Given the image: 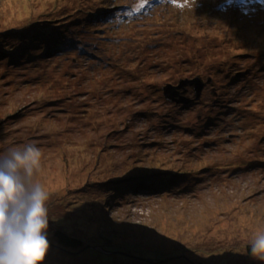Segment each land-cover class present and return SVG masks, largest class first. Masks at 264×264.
<instances>
[{
    "label": "rangeland",
    "instance_id": "374dc122",
    "mask_svg": "<svg viewBox=\"0 0 264 264\" xmlns=\"http://www.w3.org/2000/svg\"><path fill=\"white\" fill-rule=\"evenodd\" d=\"M91 11L105 14L84 25ZM0 20L23 34L0 40L8 52L0 59V152L35 143L36 180L46 191L100 171L133 169L127 181L143 179L115 189L101 213L111 241L97 236L75 256L79 264H154L139 251L168 224L189 236L184 245L197 249L198 264H264L244 256L248 240L264 232V0H0ZM67 24L82 43L48 35ZM31 31L44 37L31 40ZM198 74L212 78L201 100L184 109L168 101L166 83ZM51 84L62 104L80 101L74 118L40 100L52 99ZM187 89L193 97V85ZM18 109L24 117L14 119ZM151 249L155 264L168 258L169 249Z\"/></svg>",
    "mask_w": 264,
    "mask_h": 264
},
{
    "label": "trees",
    "instance_id": "16d2710c",
    "mask_svg": "<svg viewBox=\"0 0 264 264\" xmlns=\"http://www.w3.org/2000/svg\"><path fill=\"white\" fill-rule=\"evenodd\" d=\"M136 4V3H135ZM108 10V9H107ZM105 14L104 11H91L90 13H86L84 17V22L86 25L90 20H95L99 15ZM46 22V21H45ZM53 22V21H49ZM10 26V27H8ZM14 26L6 24L3 25V23L0 20V40L3 41L5 38L9 36H18L21 37L23 34L21 32H17V30H11ZM51 32H47L48 35L56 33V37L60 40H63L65 43H74L79 42L82 43V35L80 36V32L76 30L73 24H67L63 27H51ZM31 40L37 39V38H43L44 36H37V34L32 31L28 35ZM63 42V43H64ZM63 43L60 44L63 48ZM75 44V43H74ZM6 45V44H4ZM51 48H56L53 44H50ZM2 52H5L4 49H0V59H3L4 57H7V53L5 52L2 54ZM23 51H19L18 55L19 57H22ZM48 54H50V58H52V51L48 50ZM7 60L11 61V58H5ZM4 59V60H5ZM3 66L2 70H4V66H6V63L3 61H0V66ZM30 66H35L33 62L30 63ZM13 68V67H12ZM107 71V70H106ZM105 71V72H106ZM108 72V71H107ZM97 73H104L103 70H99ZM22 86H34L36 84V81H33L31 83L29 82H21ZM24 84V85H23ZM52 85V84H51ZM50 85V87H51ZM44 87V83L42 84ZM50 87L48 89H50ZM52 87L55 90V94L52 96V99L47 96V93L44 94V96L40 99L44 103L52 100L56 102L57 104V110H68V116L70 118H74L75 113L81 108L78 104L80 101H75L72 104H62L61 100L63 97H58L62 93L59 92L60 89H58L55 86L52 85ZM188 88V87H187ZM186 88V90H188ZM57 93V94H56ZM199 101V100H198ZM196 101V102H198ZM193 103H190L189 105H179L181 109H184V107H188L192 105ZM22 109L16 110V113H13L14 119L19 118L20 116L24 117V112L21 114ZM27 112V111H26ZM26 114V113H25ZM183 114V113H182ZM30 114L28 113V116ZM58 118H60L59 115H56ZM175 120H179V123H176L177 126L180 129L186 130L184 133H193L192 129L185 124V120L183 119L182 115H174ZM185 116V115H184ZM187 117H190L187 115ZM199 120V117H197ZM189 119L188 121H190ZM34 124V125H33ZM32 126L29 127V129H33L31 131H34L35 128L38 127V123L35 121L33 122ZM77 126V124H75ZM34 127V128H32ZM34 133V132H33ZM55 142H62L61 137ZM126 169L125 173H117V175H110L109 172L100 171L98 172L96 176L90 177L84 184L78 185V184H71L70 182L67 183V187H60L58 188L57 183L56 188L52 191H47L50 196L49 200V229H48V240H49V251L45 257V260L43 261V264H79V261L75 258L76 255H79L80 253L84 252L85 250L89 249V243H95L94 240H99L97 236H101L109 241L111 239L109 236L104 235L103 231H109L107 229V222L106 220H102V214L105 213L106 210L109 208V206L112 204V201L115 199L118 193H116L115 189L117 188H123L121 185L126 184L128 182V185L131 186L130 190H133V185L136 187L140 183L142 184L143 179L136 178L135 180H129L127 179L134 177L136 174V170L133 169ZM116 171V170H114ZM117 172V171H116ZM147 172L139 173L141 176H145ZM180 173V172H179ZM156 174V173H155ZM170 178V177H169ZM140 179V180H139ZM42 181H40L41 183ZM39 183V182H38ZM138 190V189H137ZM129 190L126 191L128 193ZM123 191H121L122 193ZM182 193V192H181ZM116 195V196H114ZM125 196V195H123ZM127 196H125L126 198ZM54 211V213H53ZM52 212V213H51ZM173 225V224H172ZM171 224L166 225L164 229L170 230L169 232L165 233L164 230L157 234L156 237H154L152 234L147 235L146 242L148 247H144L143 249L139 246L140 244H135L137 248H141L139 251L143 255L140 257L141 260L151 259V262L155 264V258H146V253H150L152 251L151 248H155L159 252L162 251L164 248L169 249V253L162 254L163 256H166L168 258L163 261L167 263L166 260L170 261V258L177 259L178 264H186L187 262L189 264H198L194 258V255L196 254L197 249H191L184 245V242H189L188 238L189 236L186 235L185 231L179 230L177 231L175 227L174 229H169ZM161 235V236H160ZM174 235H180V239L173 240ZM161 237V238H159ZM150 240H154L153 243H151ZM140 243V242H139ZM206 245L205 243H203ZM94 246L97 247V244ZM179 246H183L185 248L184 251L174 253V251L178 249ZM157 247V248H156ZM219 247H215L213 249H216ZM100 250V249H99ZM138 250V249H137ZM186 250H189V253H185ZM136 251H130L126 253L127 255L131 256V253H134ZM239 258V255H236ZM244 256H251V249L248 246V244L245 247ZM182 258H185L187 262L183 261ZM264 262V261H263ZM143 263V262H142ZM146 263V262H145ZM144 264V263H143Z\"/></svg>",
    "mask_w": 264,
    "mask_h": 264
},
{
    "label": "clouds",
    "instance_id": "9594fccd",
    "mask_svg": "<svg viewBox=\"0 0 264 264\" xmlns=\"http://www.w3.org/2000/svg\"><path fill=\"white\" fill-rule=\"evenodd\" d=\"M41 149L29 142L0 152V264H43L49 251V193L37 182ZM264 261V232L248 240Z\"/></svg>",
    "mask_w": 264,
    "mask_h": 264
},
{
    "label": "water",
    "instance_id": "95a60500",
    "mask_svg": "<svg viewBox=\"0 0 264 264\" xmlns=\"http://www.w3.org/2000/svg\"><path fill=\"white\" fill-rule=\"evenodd\" d=\"M211 77L204 79L200 74L194 77L181 78L178 83L168 82L163 86L164 95L170 102L177 104H189L196 99H200L204 91L205 86L211 83ZM189 85H193L195 91V97H190L184 93ZM213 95H217V91L213 92Z\"/></svg>",
    "mask_w": 264,
    "mask_h": 264
},
{
    "label": "bare ground",
    "instance_id": "6f19581e",
    "mask_svg": "<svg viewBox=\"0 0 264 264\" xmlns=\"http://www.w3.org/2000/svg\"><path fill=\"white\" fill-rule=\"evenodd\" d=\"M167 231H170V230L167 229Z\"/></svg>",
    "mask_w": 264,
    "mask_h": 264
}]
</instances>
